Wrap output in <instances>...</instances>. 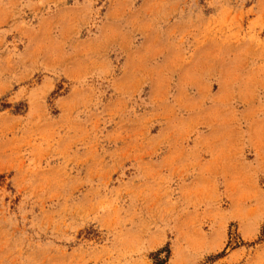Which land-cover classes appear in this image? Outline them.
Instances as JSON below:
<instances>
[{"label":"rangeland","instance_id":"374dc122","mask_svg":"<svg viewBox=\"0 0 264 264\" xmlns=\"http://www.w3.org/2000/svg\"><path fill=\"white\" fill-rule=\"evenodd\" d=\"M264 264V0H0V264Z\"/></svg>","mask_w":264,"mask_h":264},{"label":"trees","instance_id":"16d2710c","mask_svg":"<svg viewBox=\"0 0 264 264\" xmlns=\"http://www.w3.org/2000/svg\"><path fill=\"white\" fill-rule=\"evenodd\" d=\"M158 264H161V262H159Z\"/></svg>","mask_w":264,"mask_h":264}]
</instances>
